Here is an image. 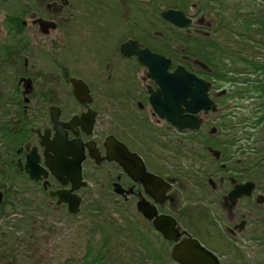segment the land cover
<instances>
[{
    "label": "rangeland",
    "instance_id": "obj_1",
    "mask_svg": "<svg viewBox=\"0 0 264 264\" xmlns=\"http://www.w3.org/2000/svg\"><path fill=\"white\" fill-rule=\"evenodd\" d=\"M63 1L69 4L63 14V17L68 19L67 25H63L64 29L54 34L53 38L58 43L54 44V52H51L49 57V61L53 62L51 64L56 77L60 76L61 67L70 74L86 75L85 78L91 83L95 98L98 100L97 134L102 133L101 138L108 133L132 135L136 142L140 143V146H134L148 158L151 169L185 184L189 195H187L188 199L181 200V205L188 204L187 207H193V203H198L208 207L209 215L218 226L225 229L230 221L226 213L216 206L217 197L209 194L207 189L203 191L201 187L199 176L206 170L207 162L198 141L191 140L197 135L188 132L175 135L174 132L158 131L163 128L159 125L155 126L154 120H151L147 128L139 125L128 127L127 124L132 125V118L123 115L120 100L125 89L133 91L136 85L132 84L130 88L115 84L100 87L90 76L95 73V67L100 66V62L107 60L104 59L105 55L113 56L115 48L129 38L141 40L152 50L164 54L172 53L175 47L180 49L179 44L182 47L180 41H172L165 47L161 45L164 36L159 34L165 33L180 38L185 35H196L198 39L213 42L214 35L209 29L210 25L213 21L223 18L225 25L234 33V38L231 37L228 43L234 45L233 47L239 46L231 50V54L214 51L218 45L216 42L207 47V53L211 52L213 56L210 64L213 65L212 70L215 69L223 81L218 83L217 88L219 92H225L227 97L221 98L226 99L220 102L216 125L224 123L225 119L226 122L229 121L228 117H231L237 128L244 129L247 124L249 128H246V132L259 131V140H262L264 123L255 130L251 127L256 120L252 117V112L261 110L260 105L264 101L263 98L257 97L255 94L257 91L254 89L256 84L264 83V41L259 39L257 43L262 42V44L256 43V49L241 50L240 46L244 44L241 43L243 38L235 35L243 34L251 37L249 28L264 19V0ZM10 3V8L20 3L24 14L35 5L34 0H10ZM198 5L206 6L204 9H199ZM175 7L193 18L194 25L181 30L160 18L161 11ZM199 28L200 32L195 33V29ZM185 58L189 59L186 56ZM110 60L116 61L113 57ZM185 62L187 61L184 59ZM219 63L221 67L218 66ZM253 64L258 66L256 71L251 68ZM261 68L262 70H259ZM236 73H244V77ZM240 78L246 79L248 84L241 86ZM137 87L142 88L140 84ZM241 88L247 89L246 94L249 99L239 97ZM65 91L59 83L56 84L54 100L58 103L62 102ZM102 92L109 95L103 97ZM238 119H244L246 124L237 125ZM133 120H137L136 117ZM223 133L219 132V135ZM242 133L243 131L238 135L242 141L237 145L250 146L253 142L245 141ZM258 134L252 137L257 140ZM237 150L233 151V157L244 160L240 152H236ZM197 172L200 174L197 175ZM6 173L7 176L2 180L10 193L5 199L7 201L5 214H2L3 217L0 219V233H12L18 238L19 244L12 249L8 247L9 253L17 257L18 264H175L161 255L164 250L170 255L172 247L162 246L160 240L152 238L149 229L137 226V220L141 218L135 210L134 203L116 202L118 198L108 185V175L112 173L110 167L94 169L87 163L84 165L83 179L87 187L78 191L82 204L81 212L76 216H71L62 209L41 207L39 205L41 198L35 187L17 178L13 167L7 166ZM259 173L263 175L264 171ZM178 193L180 199V191ZM258 193H261L260 198L263 199L258 209L253 199L257 195L255 193L252 199L243 201L241 208L234 211L236 216L244 215L246 219L242 221L247 220L249 224L247 232L237 237L233 245V249L238 251L244 264L264 263V246L258 243L259 238L264 239V185H261ZM96 208L99 210L95 211ZM176 213L182 225H191L187 217L180 215V211ZM34 222L38 224L30 225ZM4 248L6 250V247ZM230 254V251L223 254L224 261L235 263L231 261ZM151 255H154V258Z\"/></svg>",
    "mask_w": 264,
    "mask_h": 264
},
{
    "label": "flooded vegetation",
    "instance_id": "obj_2",
    "mask_svg": "<svg viewBox=\"0 0 264 264\" xmlns=\"http://www.w3.org/2000/svg\"><path fill=\"white\" fill-rule=\"evenodd\" d=\"M34 3L33 8H29L27 13L24 14L20 3L10 8V0H0V170L5 171L7 166L13 167L17 178L24 180L38 190L41 198L39 205L41 207L62 209L68 213V205L64 203L58 205V197L54 193L69 190L71 186H61L50 173L45 164L46 158L54 157V154L46 153L45 147L42 146L43 142L51 143L57 138L56 134H61L64 136L66 144L82 146L84 150L85 159L81 165L82 179L84 175L83 167L86 163L94 169L110 167L112 173L108 175V185L112 193L118 198L116 202L128 204L132 201L136 210L137 203L144 199L156 209L158 215H171L175 218L177 228L184 233L178 243L187 241L190 238L196 239L202 247L218 258L220 264H244L238 251L233 249V245L237 241V237L247 232L249 224L247 220L242 221V219H246L244 215L236 216L234 211L241 208L243 201L252 199L255 193L257 195L253 199L256 208L258 209L262 205L261 201L263 199L260 198L261 193L258 192L261 185H264V179H261V176L264 178V175L259 177L260 180H248L243 173L230 175L229 169L226 167V174L218 173L215 176L214 169L209 164L212 159L205 158L207 162L206 172L203 171L201 174L197 172V175L200 174L199 177H201V187L203 191L207 189L209 194L217 197L216 206L226 213L230 221L229 225L222 229L209 215V208L198 203H193L191 209L193 214L189 218L187 217L191 225H182L176 217V212H183L188 206V204L181 205V200L189 195L185 184L151 169L148 158L134 146H140V143H137L132 135L108 133L104 138H101L100 134L102 133L97 134L99 112L96 103L98 100L95 98L91 83L85 78L86 75L70 74L66 72L65 68L61 67L60 76L56 77L53 62L49 61V57L51 52H54V44L58 43L53 38L54 34L60 29H64L63 25H67L68 19H65L63 14L69 4L63 0H34ZM39 20L48 25L41 27ZM51 24L55 25L54 28L51 27ZM199 27L202 29L200 24ZM200 28L195 29V33H199ZM159 35L164 36L165 33ZM137 41L140 49L147 48L141 40ZM161 41L164 42L166 39ZM121 44L115 48L113 56H104V59L107 60L98 63L101 67H95V73L91 74L90 77L100 87L115 84L130 88L132 84L136 85L133 91L125 89L121 95L123 98L120 100L124 111L123 115L132 118V125L127 124L128 127L139 125L142 128H147L151 120H154L155 126L159 125L160 128H163V130L158 129V131L174 132L175 135H181L185 132L194 134L202 132L214 137L217 134L216 122L220 113V102L221 98L226 97V93L219 92V88L215 85V79L208 80L201 76L202 72L210 73L211 69L206 68L205 65L194 59H186L180 44L178 45L179 50L175 47V51H172L173 54L167 53L168 55L150 48L153 52L171 61L170 72H173L177 66L183 65L190 73L192 72L210 83L209 98L217 104V111L214 113L211 111L208 113L200 112L197 117L202 119V126L196 131L186 130L180 132L166 120L160 119L154 114L149 103V97L150 91H155L157 87L148 78V70L138 62L136 56L125 57L121 54ZM109 57H113L116 61H111ZM184 59L187 61L186 64L183 63ZM187 64H190L193 70ZM74 79L82 81L87 86L91 99L90 103H81L75 99L71 84V80ZM58 83L66 90L64 98L60 102L62 104L54 100V87ZM139 84L142 86L140 89L137 87ZM102 93L103 97L109 95L108 93ZM140 98H142V101H140ZM128 103L131 104L128 105ZM56 114H58L57 122L61 124L57 128H55L52 120ZM87 114L94 115V124L89 135L87 134L88 119L82 118ZM135 117L137 120H133ZM109 137L114 138L116 142L123 145L130 154L140 158L147 173L170 184L171 188L165 195L168 199L159 203L155 202L152 197L144 192L142 184L135 182L128 176L117 162L106 160L105 142ZM88 143L95 145L98 153V163L90 157L86 146ZM28 157H30L33 164L37 160V168L48 173L46 178L43 174H39L40 180L30 179L24 169ZM4 175L7 176V173H4ZM247 182H253L254 184L251 195L248 197L243 196L232 202L228 198L229 193L236 186ZM115 184H118L124 191L122 194L113 191ZM81 189L84 188H80L78 191ZM5 192L10 191L2 183L0 187V219L3 217L2 214H5L7 203ZM76 195L80 197L78 192H76ZM80 200L82 202V198ZM80 212L81 206L77 215ZM140 218L139 223L141 225H152V222L145 220L142 216ZM34 223L35 225L38 224L37 222ZM258 243L260 246H264V239L259 238ZM229 251L231 261L235 263L224 261L223 254L229 253Z\"/></svg>",
    "mask_w": 264,
    "mask_h": 264
},
{
    "label": "water",
    "instance_id": "obj_3",
    "mask_svg": "<svg viewBox=\"0 0 264 264\" xmlns=\"http://www.w3.org/2000/svg\"><path fill=\"white\" fill-rule=\"evenodd\" d=\"M160 17L173 26L183 29L191 25V18L186 17L182 11L166 10L161 12ZM41 27L47 26L44 21L39 20ZM54 28V24H51ZM120 52L125 57L136 56L138 62L148 70V78L157 86L155 91H150L149 103L151 108L160 119L166 120L178 131H195L202 126V119L197 117L200 112H216L217 106L209 98L210 83L196 75L189 73L184 67L178 66L173 72H169L171 61L165 57L153 53L149 48L140 49L137 41L129 39L120 47ZM73 94L78 102H88L91 99L87 86L82 81L71 80ZM53 109V108H52ZM58 114L52 118L55 128L61 125L57 122ZM82 118L88 119L87 134L94 124V115L87 114ZM53 142H43L45 152L53 153L54 157L46 158V166L50 173L62 185H70L69 190L55 192L58 197L57 204H67L68 212L76 215L79 212L80 198L74 192L86 186L82 182L81 165L85 159L82 146H71L65 143L61 134H56ZM89 155L98 163V153L93 143L86 144ZM106 160L117 162L135 182L142 184L144 192L154 199L155 202H163L168 199L165 195L171 186L159 177L146 172L142 160L136 155L130 154L127 149L109 137L105 142ZM70 158V160H68ZM37 161V160H36ZM36 161L33 164L30 157L27 158L25 171L31 180H40L39 174L44 178L48 173L37 168ZM254 184L248 182L236 186L228 195L234 202L243 196H250ZM114 192L122 194L124 191L118 184L114 185ZM1 200V193H0ZM137 211L148 221L163 240L177 242L184 234L177 228L176 220L170 215H158L156 209L144 199L136 206ZM171 258L178 264H220L217 258L204 249L196 239H189L176 243L171 250Z\"/></svg>",
    "mask_w": 264,
    "mask_h": 264
},
{
    "label": "trees",
    "instance_id": "obj_4",
    "mask_svg": "<svg viewBox=\"0 0 264 264\" xmlns=\"http://www.w3.org/2000/svg\"><path fill=\"white\" fill-rule=\"evenodd\" d=\"M206 5H198L197 8L199 9H204ZM174 9H177L175 7ZM156 13H157V8H155ZM205 14V13H204ZM207 15V14H205ZM218 21H213L212 24L210 25L211 28V33L214 35V41L213 42H208L207 39H198L196 35H185V37H179V36H171V35H164V39L167 40V42H162L161 45L163 46H169L172 41L174 42H179L182 44V48L184 50L185 56L189 59H194L197 62L203 64L206 66V68H211L210 73H205L202 72L201 76L204 79H215V85H218L219 82H223L220 79V76L218 75V72L214 69L212 70L213 65H210L213 60V56L211 55L212 53L208 52L207 53V47H209L211 44H215V42L218 44L217 49L214 51H218L221 54L228 53L231 54V50L234 48H237L239 45L233 47L234 45H230L228 41L232 38H234V33L230 31L229 27L225 25V19L220 18L217 19ZM257 25H252L251 27L254 26V28H249V33L251 37L247 35H235L238 36L239 38H243L241 43H244L243 45L241 44L240 49L241 50H253L256 49V43L259 39L264 41V19L261 21H257ZM230 33H232V36H230ZM183 38V39H182ZM182 39V40H181ZM219 39L221 40L219 42ZM237 44V43H236ZM257 44H262V42H259ZM264 45V44H263ZM223 56V55H222ZM184 63V62H183ZM186 64V63H184ZM189 68L191 69L192 67L190 64H187ZM221 67V63L218 65ZM251 68L254 69L253 71H256L258 66L256 64L251 65ZM264 69V68H263ZM193 70V69H191ZM259 70H262L259 69ZM235 74V72H234ZM240 74L241 77L243 76L244 73H236ZM222 77V76H221ZM244 77V76H243ZM240 80V85L244 86L247 85L248 83L246 82V79H239ZM250 86V85H248ZM257 93V97L263 98L264 99V83H258L256 84L254 88ZM240 91V92H239ZM239 97L242 98H250L247 96L246 92L247 89L241 88L239 90ZM227 98V97H226ZM225 98V99H226ZM224 99V100H225ZM222 100V101H224ZM261 110L257 111L254 110L252 112L253 116L256 120L255 123L252 124L251 129H256L262 123H264V101L260 105ZM230 119L229 121L226 122V119L224 123H220L219 125H216L217 128V134L214 137H210L207 134H204L202 132H197L196 137H193L191 140L198 141V145H200V150L202 149L201 152L204 153L206 156L205 158L212 159V161L209 162L214 169V175L216 176L218 173L220 174H226V167L229 169V174L233 175L234 173L240 174L243 173L245 178L248 180H260V171H264V139L259 140V134L257 133H250L246 132L247 124L244 119H238L237 125H245L244 129L242 127L237 128L235 123L231 121V117H228ZM222 120V119H221ZM220 120V121H221ZM243 131V137L245 138V141H252L253 143L250 146H240L237 145L238 142L242 141L240 137H238L239 133ZM219 132H224L223 134L219 135ZM254 134H258L257 140L254 139ZM253 136V137H252ZM238 139V140H235ZM241 139V140H239ZM254 140V141H253ZM238 149L236 152H240V155L244 157V160H237L233 157L234 155V150ZM241 157V158H242ZM225 164V166H223ZM224 167V169H223ZM206 172V171H205ZM4 173H6V170H0V180L2 178H5ZM15 173V172H14ZM264 175V174H263ZM261 179H264L261 176ZM2 183L4 180L1 181ZM0 182V187L2 183ZM190 190V189H189ZM191 192V190H190ZM10 192H5L6 197L9 196ZM192 207H187L185 211L181 212L180 215H183L185 217H190L193 214V211L191 210ZM99 209H95V211H98ZM189 210V211H187ZM176 217L181 221L179 216L176 213ZM140 220H137V226L141 227L142 229H149L150 234L154 240H160V243L162 246H165L166 248L169 246V244L159 237L157 235L152 227L150 225H141ZM30 225H35L34 223H31ZM2 231V230H1ZM19 244L18 238H16L12 233H0V264H18V259L15 255H12L9 253L8 247L10 249L13 248V246ZM6 247V250L5 248ZM29 249V247H28ZM166 260H169L171 263L172 260L169 258V253L164 250V252L161 254ZM154 255H151L153 257ZM154 258V257H153Z\"/></svg>",
    "mask_w": 264,
    "mask_h": 264
}]
</instances>
